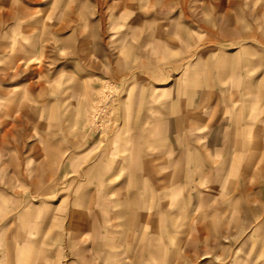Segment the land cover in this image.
Masks as SVG:
<instances>
[{
  "label": "crops",
  "instance_id": "0c3cea01",
  "mask_svg": "<svg viewBox=\"0 0 264 264\" xmlns=\"http://www.w3.org/2000/svg\"><path fill=\"white\" fill-rule=\"evenodd\" d=\"M43 1L50 3L40 6L31 1L25 15L0 13V63L15 65L13 73L0 68V81L9 77L21 81L0 89V174L5 176L8 170L10 183L18 181L13 191L23 186L37 189L38 167L44 161L50 176L66 177L68 195L76 192L67 205H58L62 210L66 205L65 213L69 209L76 216L69 219V214L62 213L58 219L50 211L42 215L45 207L28 205L13 191L1 189L0 264H45L47 253L30 247L41 240L69 238L71 223L78 225L81 239L87 233L95 240L110 233L111 246L120 249L113 254H123L122 248L130 245L138 247L136 242L131 244L133 240L144 241L142 264H264V0H244L248 6L244 16L234 25L218 26L221 35H214L213 21L207 20L204 36L211 40L206 41L198 40L195 25L188 30L179 22L174 24L173 40L165 39L164 24L152 29L158 36H151L147 32L151 20H145L147 30L143 28L142 33L147 35L140 45L129 47L141 48L147 65H165L169 49L174 52L173 63L182 61L187 49L205 51L182 62L172 85L147 94L141 86L138 104L134 99L139 95L130 99L131 111L142 112L136 129L127 123L116 149L95 162L89 161L83 132L72 137L77 149L67 144L70 133L67 126L63 130L65 120L60 119L69 112L80 113V104L78 109L74 106L83 87H71L64 74L48 72L42 77L37 71L17 72L23 64H38L40 50L49 63L54 47L48 43L49 32H66L63 42L75 39L76 31L82 42L92 31L101 33L105 26L100 18L103 9L98 7L101 0H94L98 12L87 10L91 0ZM21 2L13 0L15 5ZM6 3L9 0H0V7L5 9ZM200 9L203 15L213 12L207 3ZM197 14L196 7L177 13ZM76 20L80 24L71 28L70 22ZM236 32L243 34L240 46L230 36ZM217 35L236 50L216 56L212 40ZM121 43L115 35L110 38V48L117 49ZM58 49L65 53L64 47ZM44 78L51 82H43ZM154 97L159 102L155 105ZM44 112L52 118L58 112L47 150L38 151L33 140L27 151H21L18 142L8 143L11 150L7 151L6 127H17L16 136L28 133L37 139ZM198 143L205 144L199 154ZM67 222L66 231H60L58 225Z\"/></svg>",
  "mask_w": 264,
  "mask_h": 264
},
{
  "label": "rangeland",
  "instance_id": "374dc122",
  "mask_svg": "<svg viewBox=\"0 0 264 264\" xmlns=\"http://www.w3.org/2000/svg\"><path fill=\"white\" fill-rule=\"evenodd\" d=\"M31 1L34 4L37 2L40 6H46L44 4L48 5L50 3V1L44 3L46 1L43 0H22L20 5H15L13 0H9V3H6L4 6L5 9L0 7V13L5 14L12 12L15 15H25V13L28 12L27 9L29 8ZM95 2L96 1L91 0V7L87 9L88 11H99V9L95 10L93 8ZM100 3L101 4H98V7L103 9V14L100 18L102 19L103 25H105L103 26L101 33L92 31L89 33L90 37L88 32L81 33L83 36L88 35V38L82 42L78 40L77 37L79 31H76L74 33L75 39L72 38L63 42L61 40L62 35L66 32H49L48 43L54 45L52 50H50L52 55L48 57L51 59L48 60L50 64L45 63V61H47V55L40 50L38 54L40 62L38 64H23L21 65L19 72H17L18 75L19 73L29 74L30 72L37 71L40 76L48 72L54 74L53 76L64 74L63 78H67L65 82H69L71 87L74 85H81L83 87L81 90V96L79 97L76 95V105L74 106L76 108L79 103L82 111L79 110L80 113L77 111L69 112L65 117L60 116V119L63 118V120H65L63 130H66L65 126H67L70 133L69 137L71 138L67 144L74 150L77 149V147L72 144V137H76V134L79 131L84 133L85 148L90 151V162H95L105 153L116 149V145L119 143L120 138L123 139L125 137L124 133L126 131L125 126L127 123L135 124L136 129V126L139 124L138 122L141 120L140 117L142 112L131 111L130 99H132V96L135 97L136 95H139L138 99L135 97L134 103L138 100L140 101L142 93L141 86L144 87V90L146 91H144V94H147L151 93L152 90L156 91V88H163L172 85L176 76L180 72L179 68L183 65L182 62H185V60L188 61L191 57L199 55L203 50L205 51V49L201 48L192 50L187 49L186 53H183L182 55L184 59L178 63H173L174 58L171 56L174 55V52L173 49H169L171 55H166L168 59L166 60L167 62L165 65H160L159 68L157 67V64H154V67L150 64L147 65L146 61L141 58L142 49L129 47L131 44L140 45L142 39L147 35V33H142V29L147 26L144 25L145 20H151L149 31L145 28L151 36L153 34L158 36L159 32L152 29H155L156 25L164 24V27L166 28L165 33H163L165 39L167 41L173 40L176 33L173 31V28L175 29L177 27H175L174 24L179 22L188 27V30L190 25H195L194 27L197 30L198 40L206 41L211 40L209 38L206 39L204 36L206 32L203 24H205L207 20L211 19L213 21L215 27L214 35L216 36L217 33L221 35V28L219 29L218 26L221 24L234 25L232 24L234 23V20L244 16V10L248 7L244 0H101ZM206 3L213 10L211 15H203L201 12L200 7ZM72 5L76 6V3ZM194 7L198 8L197 15H177L180 9L184 8L188 10ZM223 9L227 11L225 14L222 12ZM144 10H150L152 13L147 15L143 12ZM81 18L85 20L84 17ZM88 18L89 16L87 19ZM95 18H99V16L96 15ZM9 22V20H6V23ZM216 22H218V25ZM74 24L78 26L80 21H71V28H76L74 27ZM114 35L115 39L121 40L122 42L120 46L118 44L117 49L110 48V38ZM242 35L243 34L240 32L230 35L233 37V42L237 43V46L242 45ZM219 38L220 37L218 36V39L215 37L212 40V45H214L213 50L216 56L221 55V52H225L227 49H230V52L236 50V48H232L233 46L231 44H228L225 41H220L221 39ZM95 44H97L98 47H96ZM199 45L204 46L206 43L200 42ZM56 46L64 47L65 53L60 54L59 49ZM190 51H192V53L194 52V55L191 54ZM151 61L156 60L151 59ZM0 68L7 73H13L15 71V65L8 62L0 63ZM159 71L162 75L158 77ZM48 81L51 82V80L44 78L43 82ZM20 82L21 81L17 80V78L13 79L9 77L7 80L0 81V89L4 90L3 87H12ZM138 102L136 104H138ZM157 103H159L158 97H154L153 104L155 105ZM76 109H78V107ZM57 115L58 112L54 116L57 118ZM51 116L52 115L49 112H44L42 114V120H40L41 122L38 127L39 135L37 139H34L35 137L29 138L28 133L21 135V133L18 132L16 136L17 127L7 126V144L12 142L11 146H14V142H18L16 143L17 147L19 146L21 151H27L33 140H37L38 151H46L47 145L52 138L51 133L55 130L52 126V122L56 118H52ZM151 116H154V114L151 113ZM69 119L71 121H69ZM69 126L71 127L69 128ZM59 129L57 131L60 134L61 132ZM1 136L2 135L0 134V144H3L1 143ZM9 145L10 144L7 146L9 147L7 151L11 150V146ZM195 146H197L196 152L198 154L204 152L205 144L198 143ZM43 163L45 162L41 161V165L38 167L40 176L36 187L37 189H30L29 187L25 188L27 186H23L22 189L13 191L16 189L15 184H18V181L16 182L13 180L10 183L8 170L5 176H1L3 175L1 173L0 183L2 186H0V202L3 200L2 198L4 196L2 190H6L10 194L11 191H13L18 195V198H23V201L27 202V204L34 202L41 207H45L42 208V212H40L42 215H45L50 211L52 212V215L55 214L58 219L59 217H62V213H64V215L69 214V219H72L71 217H73L75 213H72L69 209H67V212L65 213V208L68 200H71L70 197L75 196L76 192L68 195V192H65L68 188L66 177L50 176V169L45 167ZM11 185H13V187ZM66 195L69 197H66L61 202L62 198ZM59 203L62 205L66 203L64 210L59 208ZM12 211L11 208V212ZM26 211H28V208L25 209V212ZM2 215H0V222L3 218ZM58 226H60V231L62 228L64 230L68 227V222L63 227L61 224ZM77 230L78 225L76 223L72 225L71 223L70 234H66L69 235V238L60 239L62 241L41 240L37 245L32 244L33 247H30L32 248L30 250H33V248H39L42 249L43 252H46L48 261L45 262V264H142L144 258L141 256V252L143 251L141 249L143 248L144 241L133 240L131 241V244L136 242L138 243V247H131L130 245L129 248L127 247L128 250L127 248H122L125 250L123 254H113L114 251L116 252L120 249H115V247L111 246L113 240L110 239V233H105L103 237L96 240L93 238L92 234L87 233L84 239H81L78 236ZM94 244H96L95 247Z\"/></svg>",
  "mask_w": 264,
  "mask_h": 264
}]
</instances>
